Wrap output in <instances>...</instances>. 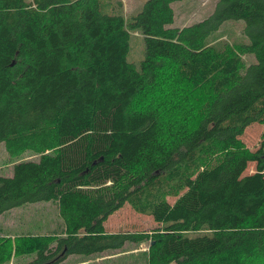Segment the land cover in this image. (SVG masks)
I'll return each mask as SVG.
<instances>
[{"label": "trees", "instance_id": "trees-1", "mask_svg": "<svg viewBox=\"0 0 264 264\" xmlns=\"http://www.w3.org/2000/svg\"><path fill=\"white\" fill-rule=\"evenodd\" d=\"M179 1L146 0L127 21L109 0H0V144L38 155L0 175V215L55 201L64 225L0 235V264H61L126 242L149 245L145 264H264V137L255 152L239 139L264 125V0H217L181 28ZM229 20L245 21L250 43H207ZM135 30L139 68L127 61ZM125 204L159 227L107 233Z\"/></svg>", "mask_w": 264, "mask_h": 264}, {"label": "rangeland", "instance_id": "rangeland-1", "mask_svg": "<svg viewBox=\"0 0 264 264\" xmlns=\"http://www.w3.org/2000/svg\"><path fill=\"white\" fill-rule=\"evenodd\" d=\"M108 1V0H107ZM112 4H120L125 19L130 21L146 0H109ZM217 0H181L171 6L174 11V22L172 27L181 28L190 26L207 18L213 11ZM117 8V9H118ZM245 21L229 20L224 22L218 31L210 34L206 42L215 45L228 46L238 50L241 45L249 44L250 37L245 32ZM144 41L140 30L130 32L129 53L127 61L139 68L144 56ZM243 64L248 68L255 63L253 54L242 56ZM162 71L160 72V74ZM264 137V125L251 124L239 137L240 141L250 152L258 150ZM38 155L32 151H26L17 155H9L4 143L0 144V175L11 176L14 164L21 161H36ZM255 163H249L243 175L253 174ZM169 198V203L174 202ZM63 221L61 220L55 201H39L26 203L13 208L0 215V235L4 237H37V236H59L63 234ZM159 227L151 216L136 213L128 204L112 214L104 223L107 233H138L148 232ZM63 231V232H62ZM147 243L137 244L126 242L124 246L115 251H107L86 259L79 255H70L61 264H145L148 251ZM25 257V256H23ZM34 257L33 255L22 260L11 259L3 264H23ZM22 258V257H21ZM15 260V261H14ZM246 264H254L248 260ZM260 264V260H258Z\"/></svg>", "mask_w": 264, "mask_h": 264}]
</instances>
